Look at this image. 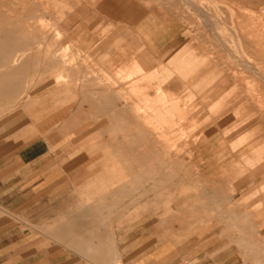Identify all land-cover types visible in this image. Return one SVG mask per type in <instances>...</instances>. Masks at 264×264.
I'll use <instances>...</instances> for the list:
<instances>
[{
	"label": "rangeland",
	"instance_id": "rangeland-1",
	"mask_svg": "<svg viewBox=\"0 0 264 264\" xmlns=\"http://www.w3.org/2000/svg\"><path fill=\"white\" fill-rule=\"evenodd\" d=\"M263 1L0 0V254L8 252L0 263L102 264L71 243L94 232V242L113 243L117 264H264V179L244 160L264 154V58L244 48L238 28L246 20L264 32ZM145 17L169 26L165 48L140 37ZM134 61L144 81L126 77ZM58 70L65 77L56 79ZM160 85L176 93L174 121L155 96ZM106 88L153 116L146 123L168 132L167 150L178 146L184 163L173 183H88L106 154L90 145L108 132L98 134L105 115L94 114L86 94ZM199 135L211 140L199 147ZM77 155L83 160L69 167ZM112 156L134 158L121 149ZM107 166L111 180L130 179L122 165ZM99 192L103 217H74ZM71 224L80 225L59 232Z\"/></svg>",
	"mask_w": 264,
	"mask_h": 264
},
{
	"label": "crops",
	"instance_id": "crops-1",
	"mask_svg": "<svg viewBox=\"0 0 264 264\" xmlns=\"http://www.w3.org/2000/svg\"><path fill=\"white\" fill-rule=\"evenodd\" d=\"M245 1V0H243ZM260 1V0H259ZM264 2V1H263ZM240 8L238 7V10ZM247 8L243 6V9L240 12H245ZM241 14H239L240 16ZM239 16L236 18L239 19ZM238 28L240 29V36L243 38L242 44H244V48L247 49L249 47L248 52L254 55L255 57L264 58V32L260 31H251L248 30V23L246 20L238 21ZM137 32L139 33L140 37L146 41L150 48L153 50L165 48L167 44L172 42L170 37V28L169 26L166 27L165 22L161 23L156 21L150 17H145L139 21L137 25ZM167 34V38H166ZM260 39V40H259ZM251 47V48H250ZM253 47V48H252ZM192 54V53H191ZM193 55V54H192ZM69 58L70 63L76 62V58L74 57L73 53L70 55ZM192 60V57L190 58ZM53 62H58L54 60ZM133 68L131 72L126 74V77L129 78L132 74H138L139 80L144 81L145 76L143 75L144 67L140 62L134 61L132 64ZM59 73L55 74L56 79H62L65 75ZM172 72L168 71V77ZM8 76V75H7ZM9 78V76H8ZM108 83V82H106ZM82 86V85H81ZM63 89L62 85H58L56 90ZM141 89H151L149 86L143 85ZM55 90V91H56ZM141 90V91H143ZM154 90L155 96L158 98L162 96L163 99L167 102L165 109L168 110V115H170L171 119L174 121V113L170 108V104H177L178 100H176V93H171L169 90V86H156ZM95 94L94 97L90 95V92L86 94L88 107L94 112L96 115L103 114L105 115V120L97 122V129L98 134L105 132L107 134L106 138L97 137V140L100 142L96 144L90 145V150L92 151H99L105 150L106 154L104 155V160L101 163V168L94 178L91 179L88 183L91 184L92 182H99L103 185H107L108 183L114 184L111 189H115L118 186L124 185L126 187H133L132 185L139 183V179L144 177L147 179V182H151L150 186H159V185H168L173 183L172 180L179 176L178 170H176V166L178 162L184 163L183 159H179L178 156V146L175 145L174 148L169 150L167 145H164L163 140L161 139L162 136H165L168 132L162 131L161 129L157 128V125L150 126L147 125L146 121L152 122L154 119L151 114L147 113H137L135 112V105H138L134 101H132V97L120 91H112L110 89H101L95 90L93 92ZM143 95H147L148 93L143 92ZM122 101V103H119ZM103 103V105L101 104ZM179 106V105H178ZM190 114V110H188V117ZM57 115V114H56ZM52 115L49 117V125H52L55 118L61 117V115ZM63 116V114H62ZM183 115L182 117H185ZM179 117V118H182ZM157 128V129H156ZM52 129V128H51ZM50 129V130H51ZM63 130L60 129L59 133H63ZM212 132V131H210ZM209 133V132H208ZM208 135V134H207ZM170 136V133H169ZM172 136V135H171ZM79 136H73L71 142H76L79 140ZM211 139L208 136L199 135L197 137L196 143L198 146H202L203 144L208 143ZM115 141H121L115 142ZM166 148V151H165ZM120 150L122 152V156L130 154L134 158L131 160L126 159L124 157V163L116 162V157H109L110 154L115 155V150ZM165 151V152H164ZM79 150H75L74 153H78ZM200 149L198 151V155H200L199 160H205L206 155L203 156ZM73 153V154H74ZM166 154V157L163 154ZM245 152H242L244 154ZM167 154L171 157L168 158ZM254 160L250 161L249 156H244L245 161L251 162V164H255L254 172L256 175L260 176L262 180L264 179V154H261L258 151H255ZM82 156L77 155L74 158V161L69 164V167H74L82 161ZM111 161L117 165H122L121 170L126 171L130 175V179H117L111 180L112 174L111 172L113 169H109L107 164ZM120 169V168H119ZM128 175V176H129ZM183 181H178L176 184H182ZM140 184V183H139ZM174 185V184H173ZM213 187V186H212ZM163 191L164 187H162ZM207 190V189H206ZM204 189V191H206ZM215 190V189H214ZM207 192V191H206ZM101 192L97 193L96 195L90 198V202L85 204L84 207L81 208L78 212L75 213V216H90L91 218H101L103 217L102 208H100L101 202ZM141 196H145L146 201H151L150 194H142ZM93 209V210H92ZM94 211V212H93ZM93 212V213H92ZM230 217L235 216L233 211L229 213ZM243 215V216H242ZM245 214L237 215L238 218L244 217ZM261 226H264V217L262 216L261 219ZM75 225L80 224H71L69 229L64 227L60 228L59 232L63 233L66 230L69 232H73V227ZM264 234V230H262ZM97 237V234L94 232H90L84 236H76L72 237L71 243H73L74 247L79 248L81 251H85L86 255L91 258L95 259L102 264H117L118 256L114 252L113 243L108 242H94L93 238ZM8 255V252L1 251L0 258L5 257ZM232 257H228L226 261H230L229 264H234ZM158 262L155 258H147L145 259L144 264H157ZM0 264H9L7 260L1 261ZM174 264V262L168 263Z\"/></svg>",
	"mask_w": 264,
	"mask_h": 264
},
{
	"label": "bare ground",
	"instance_id": "bare-ground-1",
	"mask_svg": "<svg viewBox=\"0 0 264 264\" xmlns=\"http://www.w3.org/2000/svg\"><path fill=\"white\" fill-rule=\"evenodd\" d=\"M260 40V39H259ZM255 95V94H254Z\"/></svg>",
	"mask_w": 264,
	"mask_h": 264
}]
</instances>
